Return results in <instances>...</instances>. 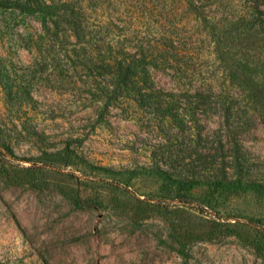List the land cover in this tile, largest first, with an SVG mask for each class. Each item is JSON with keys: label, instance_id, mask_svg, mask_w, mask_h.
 Segmentation results:
<instances>
[{"label": "rangeland", "instance_id": "374dc122", "mask_svg": "<svg viewBox=\"0 0 264 264\" xmlns=\"http://www.w3.org/2000/svg\"><path fill=\"white\" fill-rule=\"evenodd\" d=\"M100 1L103 19L122 18V0ZM197 3L250 27L247 49L264 63L252 0ZM168 7L189 75L161 70L158 99L124 94L106 111L87 92L95 82L33 43L36 20L0 8V264H264L263 193L182 188L152 171L214 179L237 155L246 178L264 180V115L202 21Z\"/></svg>", "mask_w": 264, "mask_h": 264}, {"label": "trees", "instance_id": "16d2710c", "mask_svg": "<svg viewBox=\"0 0 264 264\" xmlns=\"http://www.w3.org/2000/svg\"><path fill=\"white\" fill-rule=\"evenodd\" d=\"M259 1V0H258ZM252 0V7L263 18L264 4ZM100 0H0V8L30 16L39 23L33 43L42 40L47 54L59 51L66 63L82 72L84 80L96 83L87 92L100 98L102 109L110 110L120 95H131L139 101L158 99L155 88L158 72L167 71L170 77L181 79L189 75V60L174 52L176 39L186 37L173 32L174 14L170 18L167 4L184 3L189 13L204 24L216 53L229 64V71L241 89L243 97L252 101L254 108L264 115V63L247 49L255 36L250 27L240 26L238 20L220 24L199 7L197 0H122L123 16L110 15L103 19ZM171 25V26H170ZM251 26V25H249ZM264 30V24L262 26ZM173 28L172 30H168ZM37 31V30H36ZM238 49V54L232 52ZM194 66V65H193ZM66 68V67H65ZM155 103V102H154ZM153 107V106H146ZM70 154L71 152H67ZM74 157L77 154L71 153ZM246 159L233 157L228 170L204 180L180 174L173 177L167 170L152 171L182 188L205 183L223 190H256L264 194V180L246 178Z\"/></svg>", "mask_w": 264, "mask_h": 264}]
</instances>
